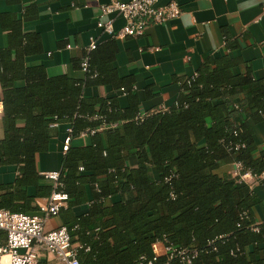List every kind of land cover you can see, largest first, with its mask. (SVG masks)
Returning a JSON list of instances; mask_svg holds the SVG:
<instances>
[{
    "label": "trees",
    "instance_id": "obj_1",
    "mask_svg": "<svg viewBox=\"0 0 264 264\" xmlns=\"http://www.w3.org/2000/svg\"><path fill=\"white\" fill-rule=\"evenodd\" d=\"M34 8L23 20L36 16ZM0 26V166L17 167L12 182L0 183V209L36 213V199L50 196L55 188L37 174L35 155L67 124L56 188L67 199L58 217L82 264H138L152 258L158 241L185 249L189 264H264V221L254 215L261 200L240 177L251 173L264 194V149L251 126L264 121V79L236 72L240 61L228 54L207 58L181 81L172 105L141 113L133 77L112 66L114 47L97 44L84 53L82 80L50 77L43 65L25 63L40 51L38 35L24 32L22 19L9 13H0ZM107 84L125 93V107L116 96L84 95L86 87ZM84 133L89 143L72 145ZM82 204L87 211L76 215Z\"/></svg>",
    "mask_w": 264,
    "mask_h": 264
},
{
    "label": "crops",
    "instance_id": "obj_2",
    "mask_svg": "<svg viewBox=\"0 0 264 264\" xmlns=\"http://www.w3.org/2000/svg\"><path fill=\"white\" fill-rule=\"evenodd\" d=\"M110 1L0 0V13L20 17L23 31L38 35L40 51L27 55L25 63L28 66L43 65L50 77L67 75L73 79H84L86 75L79 63L87 53L91 39L102 45V50L114 47L112 66L120 77H133V90L141 100V113L172 105L181 91V81L196 74L207 58L228 54L240 61L236 72L248 71L253 78L264 79V0H176L181 8L178 17L147 26L142 36L125 38H113L96 25L99 6ZM29 7H35L36 16L23 20V14ZM109 17L113 19L114 31H118L124 24L123 18L115 14ZM4 34L0 26V45L4 44ZM145 93L152 95L145 98ZM84 95L116 96L121 107L127 105L125 93L108 84L86 87ZM1 117L0 88V139L3 137ZM251 126L257 148L264 149V121ZM67 129V124H60L48 150L36 153L37 174L60 172L61 146ZM88 143L89 136L85 133L72 141L74 146ZM129 164L136 165L133 156L129 158ZM16 174L15 165L0 166V183L12 182ZM243 180L261 200L260 205L254 206V215L258 222H262L264 194L258 179L247 172ZM34 191L33 187L29 188L30 194ZM43 199H36V203ZM114 200L117 196L111 198V201ZM87 208L88 204H82L75 206L73 211L79 215ZM59 225L61 220L57 216L47 223V228ZM4 240V232L0 230V244ZM40 259L47 264H60L45 252Z\"/></svg>",
    "mask_w": 264,
    "mask_h": 264
},
{
    "label": "built area",
    "instance_id": "obj_3",
    "mask_svg": "<svg viewBox=\"0 0 264 264\" xmlns=\"http://www.w3.org/2000/svg\"><path fill=\"white\" fill-rule=\"evenodd\" d=\"M159 1L111 0L99 6L96 25L102 32L113 38L142 36L147 26L176 18L181 13L180 5L176 0L165 3ZM110 14L120 15L124 20V24L118 31L113 29V19L108 18ZM96 46V40L91 39L86 48L87 53ZM87 67L88 56H85L81 62V69L86 72ZM69 131L68 128L67 132ZM69 142V135H66L61 146L62 152L67 150ZM239 170L240 164L235 163L233 173L238 174ZM41 175L50 180L55 189L49 197L36 203V213L0 209V230L5 235L4 242L0 244V264H38L44 252L52 255L60 264H82L77 257L79 246L71 241L67 228L63 225L47 228V223L58 216L59 208L67 199L66 193L56 190L62 185L59 182V171H47ZM240 177L243 180L244 174ZM152 248L154 253L152 258H142L138 264H169L172 258H178L189 264L192 257L185 249L166 245L160 241L153 243ZM160 256L166 257V260L159 262Z\"/></svg>",
    "mask_w": 264,
    "mask_h": 264
},
{
    "label": "rangeland",
    "instance_id": "obj_4",
    "mask_svg": "<svg viewBox=\"0 0 264 264\" xmlns=\"http://www.w3.org/2000/svg\"><path fill=\"white\" fill-rule=\"evenodd\" d=\"M157 252H159V250Z\"/></svg>",
    "mask_w": 264,
    "mask_h": 264
}]
</instances>
